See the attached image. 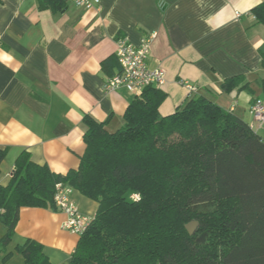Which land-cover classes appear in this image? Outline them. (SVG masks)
I'll use <instances>...</instances> for the list:
<instances>
[{
  "label": "crops",
  "instance_id": "obj_1",
  "mask_svg": "<svg viewBox=\"0 0 264 264\" xmlns=\"http://www.w3.org/2000/svg\"><path fill=\"white\" fill-rule=\"evenodd\" d=\"M41 0H0V186L7 187L21 154L59 175L80 166L86 145L85 116L109 120L111 132L124 125L136 97L122 88L106 94L116 42L134 45L157 33L148 68H163L167 95L164 117L194 97L219 105L250 126L256 99H263L264 26L251 11L264 0H100L90 11L70 1L63 12L41 9ZM243 77L238 88L223 92L226 80ZM180 82L196 88L191 94ZM257 132V131H256ZM84 215L95 217L98 204L74 191ZM66 216L51 209L23 208L3 264H26L17 246L33 240L52 264H69L80 237L62 229ZM7 229L0 221V241ZM5 253H0V260Z\"/></svg>",
  "mask_w": 264,
  "mask_h": 264
},
{
  "label": "trees",
  "instance_id": "obj_2",
  "mask_svg": "<svg viewBox=\"0 0 264 264\" xmlns=\"http://www.w3.org/2000/svg\"><path fill=\"white\" fill-rule=\"evenodd\" d=\"M69 0H41L63 12ZM251 14L264 26V2ZM117 61V58H116ZM117 66L118 61H117ZM112 77V60L103 63ZM243 77L226 80L223 92ZM264 101V79L260 83ZM167 95L147 88L127 108L124 125L108 129L85 116L86 150L67 175L38 165L24 152L7 187L0 186V264L23 208L57 210L55 187L64 183L98 204L69 264H264V139L244 120L203 97L169 116ZM5 153H0V167ZM196 221L193 236L186 225ZM26 264H52L33 240L17 246Z\"/></svg>",
  "mask_w": 264,
  "mask_h": 264
},
{
  "label": "built area",
  "instance_id": "obj_3",
  "mask_svg": "<svg viewBox=\"0 0 264 264\" xmlns=\"http://www.w3.org/2000/svg\"><path fill=\"white\" fill-rule=\"evenodd\" d=\"M76 8L86 11L98 8L100 0H69ZM158 34L152 33L142 39L139 45H134L127 38H119L116 42V58L119 70L109 78L104 85L106 94L114 93L122 88L126 89L136 98L150 87L161 89L166 84V71L163 68L150 70L148 60L151 55L152 46ZM191 94L197 90L187 82H180ZM251 115L259 126L264 125V101L256 99L251 106ZM254 129V126H251ZM74 189L64 183H59L55 187L54 203L57 211L66 216V221L62 229L82 237L90 228L94 217L84 215L79 206L73 200ZM4 209L0 207V218Z\"/></svg>",
  "mask_w": 264,
  "mask_h": 264
},
{
  "label": "water",
  "instance_id": "obj_4",
  "mask_svg": "<svg viewBox=\"0 0 264 264\" xmlns=\"http://www.w3.org/2000/svg\"><path fill=\"white\" fill-rule=\"evenodd\" d=\"M199 227V223L196 221L191 222L190 224L186 225V230L190 236H193Z\"/></svg>",
  "mask_w": 264,
  "mask_h": 264
},
{
  "label": "rangeland",
  "instance_id": "obj_5",
  "mask_svg": "<svg viewBox=\"0 0 264 264\" xmlns=\"http://www.w3.org/2000/svg\"><path fill=\"white\" fill-rule=\"evenodd\" d=\"M256 131L259 134V136H261L264 139V125L261 127H256Z\"/></svg>",
  "mask_w": 264,
  "mask_h": 264
}]
</instances>
